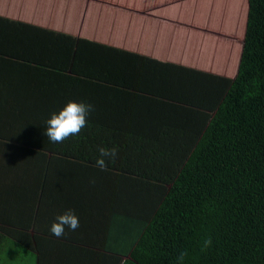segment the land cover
I'll return each instance as SVG.
<instances>
[{
  "label": "trees",
  "instance_id": "1",
  "mask_svg": "<svg viewBox=\"0 0 264 264\" xmlns=\"http://www.w3.org/2000/svg\"><path fill=\"white\" fill-rule=\"evenodd\" d=\"M227 6L235 23H244L233 77L38 30V63L59 64L56 74L66 80L54 82L53 92L63 102H19L30 108L24 126L40 128L38 147L0 138V148L26 147L65 172L89 165L83 159L97 161L101 147H116L106 170L95 166L94 189L117 195L135 220L129 259L121 264H264V0H228ZM44 9L50 10L48 0ZM80 13L75 7V16ZM23 31L27 26L19 24L16 32ZM236 41L201 44L200 61L220 67ZM148 62L160 65L148 79L168 81L166 95L130 85L134 70ZM73 101L94 106L86 126L51 142L47 120ZM10 188L17 192L0 193Z\"/></svg>",
  "mask_w": 264,
  "mask_h": 264
},
{
  "label": "crops",
  "instance_id": "2",
  "mask_svg": "<svg viewBox=\"0 0 264 264\" xmlns=\"http://www.w3.org/2000/svg\"><path fill=\"white\" fill-rule=\"evenodd\" d=\"M48 1L50 10L45 11L46 0L42 3L36 0H0V18L3 19L0 22L1 139L38 147L40 128L35 127L36 123L29 128L24 126L25 120L30 119L27 116L30 108L18 103L63 102L53 92L54 82L62 84L66 80L61 74H56L59 64L51 65L44 61L40 67L38 63L41 54L36 46L39 28L115 46L158 62H197V68L203 70L201 72L211 71L213 73L209 74L233 77L224 76L222 70L207 67L202 63L199 59L202 58V47L193 54L192 41L182 43L183 47L180 49L176 48L177 44L174 43V50H171V57L168 58L163 52V37L158 35V32L155 33L156 37H153L148 32L137 34L136 29H130L129 22L134 20L120 17L119 10L114 9L126 8L115 4L114 0L107 1L102 7L94 0ZM172 3L176 1L165 4ZM89 6L98 8L99 13L105 10L108 16L99 21L92 30L84 21ZM164 6L161 4L148 8L151 10L150 15H140L166 22L174 31H179L178 26H182L186 33L191 30L208 33L192 22L183 23L178 19L169 20L152 15L153 12L158 14L155 9L161 10ZM75 7L81 8V13L76 16ZM131 16L133 14H128V17ZM19 24L26 25L27 31L16 32ZM208 41L224 43L217 37H208ZM150 42L154 46L152 49L148 48ZM174 55L176 56L173 57ZM239 60L240 55L236 59L237 64ZM152 70L157 73L161 71V67L149 62L141 64L134 70L138 74L130 85L142 88L143 91L166 95L168 81L148 79ZM8 88H15L14 92ZM41 112L47 113L43 110ZM86 155L91 157L90 152ZM91 159H83V162L89 165L73 169L68 166L63 172L55 162L41 158L38 152H32L19 145H2L0 171L6 169L16 172V176L0 175V189L16 187L17 192L11 191L10 188L0 193V264H121L129 259L126 253L134 242L135 220L130 215L129 208L121 207L117 195L94 189L97 161ZM68 209H72L78 216L79 227L74 231L66 227L65 235L57 238L51 233V226L57 217Z\"/></svg>",
  "mask_w": 264,
  "mask_h": 264
},
{
  "label": "rangeland",
  "instance_id": "3",
  "mask_svg": "<svg viewBox=\"0 0 264 264\" xmlns=\"http://www.w3.org/2000/svg\"><path fill=\"white\" fill-rule=\"evenodd\" d=\"M107 1H111V0H95L94 2L101 4L102 7V5L106 4ZM114 1L116 2L115 4L122 5L121 7L126 8L124 10L114 9V10H119L118 15H120V17L122 18L127 17L130 20H134L129 22L130 29H136L137 34L148 32L153 37H156L155 33L158 32V35L163 37V43H162V46L164 47L163 52L168 58L171 57L172 54L171 50H174L172 48L174 43H176L177 44L176 46L180 49L181 47H183L182 43H187L192 41V53L196 54L198 47L201 44L206 43L208 41V37H217L221 40V42L225 43L226 41L227 43H229V40L230 42H232V40L236 41L238 40V38H240L239 34L242 33L244 27V23L243 24L235 23L233 19L234 13H232L231 10L229 9V6H227L228 0H183L172 4H165V3H171L176 0H114ZM97 3L95 4L98 6ZM161 4L165 6L162 7L161 10L155 9V11L158 12V14H155L153 12L152 15L162 16L169 20L178 19L183 23L192 22V24L195 25L196 27L205 29L207 31H209L212 28L210 32L212 34L204 33L201 30H191L190 33H186L185 29L182 26H178L179 31H174L173 27L169 26V24L166 22H162L160 20L154 19L151 16L140 15L141 13L150 15L151 10L148 8H153ZM134 10L139 11L138 12L139 14L134 13L133 12ZM84 11L85 8H83V15H85L86 13L87 14L85 15L84 21L85 23H88L89 28L91 30L93 27H96L98 25L99 21L103 20L105 17H108L106 15L105 10L99 13L98 8H92L91 6L88 7L86 13H84ZM128 14H133V16L128 17ZM127 27H128V23H127ZM226 36H228L227 39H225ZM239 41H236L234 49L231 50L229 54H226L225 62L223 61L220 67H215L214 62H208L201 59L202 63H205L207 67L222 70L223 71L222 74L224 76L234 75L235 68L237 65L236 59L238 57L236 46L237 47L239 46ZM153 47H154L153 44L150 42L148 48L152 49ZM230 55L232 56V59H230ZM175 56L176 55H174L173 57ZM180 65H182L183 68H187V69L192 68L199 70L197 68L198 65L197 62L193 63L192 61L189 64L180 63ZM199 71H203V70H199ZM204 72L213 73L211 71H204Z\"/></svg>",
  "mask_w": 264,
  "mask_h": 264
},
{
  "label": "clouds",
  "instance_id": "4",
  "mask_svg": "<svg viewBox=\"0 0 264 264\" xmlns=\"http://www.w3.org/2000/svg\"><path fill=\"white\" fill-rule=\"evenodd\" d=\"M94 106L84 102H68L58 113H53L47 120L45 135L53 143H62L69 137L76 136L87 124V117ZM97 166L106 170V160L114 161L118 150L116 147L98 149ZM74 231L79 227V218L72 209L57 217L51 226V233L57 238L65 235V228Z\"/></svg>",
  "mask_w": 264,
  "mask_h": 264
}]
</instances>
